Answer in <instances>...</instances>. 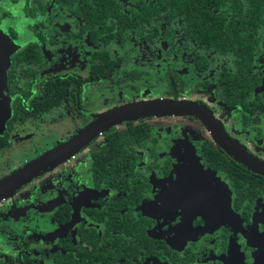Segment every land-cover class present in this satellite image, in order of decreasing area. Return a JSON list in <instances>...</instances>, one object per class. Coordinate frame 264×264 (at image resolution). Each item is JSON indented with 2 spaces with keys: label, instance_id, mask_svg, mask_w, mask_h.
Wrapping results in <instances>:
<instances>
[{
  "label": "flooded vegetation",
  "instance_id": "flooded-vegetation-1",
  "mask_svg": "<svg viewBox=\"0 0 264 264\" xmlns=\"http://www.w3.org/2000/svg\"><path fill=\"white\" fill-rule=\"evenodd\" d=\"M156 101L197 109L114 120L0 197V264H264V173L218 140L264 164V0H0V181Z\"/></svg>",
  "mask_w": 264,
  "mask_h": 264
},
{
  "label": "water",
  "instance_id": "water-1",
  "mask_svg": "<svg viewBox=\"0 0 264 264\" xmlns=\"http://www.w3.org/2000/svg\"><path fill=\"white\" fill-rule=\"evenodd\" d=\"M196 109L197 107L190 102L156 101L131 105L116 109L113 112L108 111L99 116L94 123H92L88 128L84 129L79 135L72 138L70 142L60 145L51 151L45 152L40 157L17 170L15 173L2 179L0 181V197L13 190L15 187L29 179L31 176L35 175L37 172L45 169L47 166H50L57 160L61 159V157H63V155L72 148L82 144L90 135H92L96 129L106 127L114 120L129 118L136 115L194 112ZM218 138L228 153L235 159L240 161L243 165L251 170L264 173L263 163L240 151L235 144L233 145L230 142L227 137L221 136Z\"/></svg>",
  "mask_w": 264,
  "mask_h": 264
},
{
  "label": "rangeland",
  "instance_id": "rangeland-1",
  "mask_svg": "<svg viewBox=\"0 0 264 264\" xmlns=\"http://www.w3.org/2000/svg\"><path fill=\"white\" fill-rule=\"evenodd\" d=\"M165 88H166V86H165ZM167 90V89H166ZM155 93H160V91H158V90H155Z\"/></svg>",
  "mask_w": 264,
  "mask_h": 264
}]
</instances>
